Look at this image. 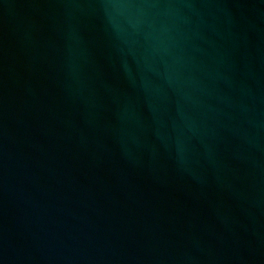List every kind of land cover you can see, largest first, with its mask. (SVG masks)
<instances>
[{
    "label": "water",
    "instance_id": "water-1",
    "mask_svg": "<svg viewBox=\"0 0 264 264\" xmlns=\"http://www.w3.org/2000/svg\"><path fill=\"white\" fill-rule=\"evenodd\" d=\"M0 264H264V0H0Z\"/></svg>",
    "mask_w": 264,
    "mask_h": 264
}]
</instances>
